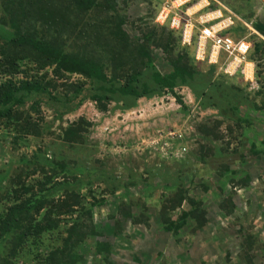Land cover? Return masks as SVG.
<instances>
[{"label":"rangeland","instance_id":"1","mask_svg":"<svg viewBox=\"0 0 264 264\" xmlns=\"http://www.w3.org/2000/svg\"><path fill=\"white\" fill-rule=\"evenodd\" d=\"M170 2L175 0H136L137 6L132 7L130 3L116 0L113 8L124 16V29L135 42L142 40L154 25L170 29V19L177 17L181 27L171 30L180 45L186 46L182 42L183 25L191 23L186 33L187 36L192 32L191 56L202 73L210 71L214 79L223 76L225 83L243 89L250 105L238 104V111L243 115L240 118L247 117L249 123L238 121L239 126L233 125L228 121L232 117L224 118L219 110L201 108L187 86L174 91L185 104L183 107L166 91L161 96L141 98L131 109H122L121 104L112 101L107 104L106 112L99 111L89 98L90 82L78 98L69 102L37 97L40 110L30 115L39 122V137L13 141L14 137L0 127V191L16 175L23 178L29 172L27 161L36 152L42 163H64L76 176L70 180L74 186L85 184L80 192L88 202L93 200L92 196L109 200L92 210L94 232L98 235L87 233L84 241L73 249V256L64 254L61 259L65 260L64 264H264V156L250 153L252 144L261 147L264 141V39L255 31L257 37L252 35L243 25L252 21L264 24V0H215L225 12L235 15L236 24L245 28L232 30L229 35L235 39L246 37L252 44L248 62L253 61L255 66L254 86L239 74L223 72L224 54H219L217 63L198 58L200 8L204 6L198 5L201 0H182L181 6ZM212 2L207 0L208 8L215 7ZM195 5H198L196 9ZM167 7L166 22L157 23L159 12ZM189 8H193L189 12L192 15L185 18L183 13ZM204 52H212L209 45L204 47ZM153 65L162 74L171 68L159 48H154ZM78 78L81 77L72 75L71 81ZM213 90L218 97L222 96L221 89ZM65 93L66 89L61 86L53 91L58 97ZM32 102L33 99L28 100L25 108L32 106ZM226 112L222 109L223 114ZM78 119L89 122L81 131L85 143L71 147L63 144L60 140L63 128ZM220 164L227 169L220 170ZM37 176L38 173L34 178ZM222 177L235 182L246 178L247 186L240 189L225 183ZM180 183L188 188L191 197L202 200L208 222L201 229L189 226L174 236L163 231L159 209L162 195ZM115 187L118 189L111 192ZM228 196L234 208L222 203ZM122 205L129 206L130 214L141 223L134 225L130 219L120 216L118 211ZM220 205L225 211L220 210ZM182 207L188 209L186 203ZM227 212L230 213L226 215ZM171 214L175 219L180 215V208ZM63 230L61 226L44 234L40 240L42 247L31 249V256L36 258L37 254L42 258L46 251L60 249L59 234H64ZM76 240L73 237L63 248L68 249ZM65 255L73 262L64 258Z\"/></svg>","mask_w":264,"mask_h":264},{"label":"trees","instance_id":"2","mask_svg":"<svg viewBox=\"0 0 264 264\" xmlns=\"http://www.w3.org/2000/svg\"><path fill=\"white\" fill-rule=\"evenodd\" d=\"M113 1L116 0H0V127L14 137L13 141L41 135L38 120L30 115L40 110L37 97L69 102L82 94L88 82L89 98L99 111L106 112L112 101L121 104L122 109H131L139 99L161 96L166 91L183 107L185 104L174 91L187 86L201 108L219 110L224 118L232 117L228 121L233 125L239 126L238 121L249 123L247 117L240 118L243 115L238 111V104L250 105L243 89L225 83L223 76L214 79L212 72L202 73L191 56L193 42L181 46L173 30L156 25L139 42L131 41L124 29L125 18L114 10ZM122 2L137 6L136 0ZM251 25L264 39V24L252 21ZM239 28L245 29L236 24L232 30ZM154 48H159L170 64L168 73L162 74L153 65ZM72 75L81 78L71 81ZM59 86L66 89L62 97L53 95ZM213 89H221L222 96L218 97ZM30 99L32 106L26 109ZM84 126H89V122L78 119L63 128L62 143L70 147L84 144L81 133ZM250 153L264 156V141L261 147L252 144ZM198 160L206 162L204 158ZM27 165L29 172L23 178L16 175L0 191V264H64L65 260H61L64 254L73 256V249L84 241L87 233L98 235L94 232L92 210L109 200L92 196L93 200L88 202L80 192L85 184L74 186L70 180L76 176L64 163H42L35 152ZM221 169L227 167L220 164ZM245 179L235 182L223 178L225 183L240 189L247 186ZM170 188L160 202L159 223L163 231L177 236L189 226L204 227L208 217L202 200L191 197L181 183ZM185 203L187 210L182 207ZM222 203L234 208L230 196ZM178 208L180 215L173 219L171 212ZM220 210L225 211L222 206ZM118 212L134 225L141 223L130 214L127 205L120 206ZM61 226L64 234H59L60 249L52 248L42 258L37 254L36 258L31 256V249L42 247L43 235ZM73 237L77 240L65 250L63 244L66 247ZM64 258L73 262L70 256Z\"/></svg>","mask_w":264,"mask_h":264},{"label":"built area","instance_id":"3","mask_svg":"<svg viewBox=\"0 0 264 264\" xmlns=\"http://www.w3.org/2000/svg\"><path fill=\"white\" fill-rule=\"evenodd\" d=\"M215 2L214 0H212ZM201 2L204 3V6L200 8L206 9L209 7V3H207V0H201ZM201 2H198L197 4L201 6ZM216 3V2H215ZM169 8V7H167ZM167 9L163 8L161 10V15L156 18V22H166L169 12H166L165 16L162 17ZM212 15L204 16V14H200L199 20H200V29L198 34V45H197V56L198 58L204 59L207 58L210 63H217L219 59V54H224L226 60L223 64L224 69L223 72L226 75H234L239 74L241 77H244L246 81L250 83L251 86H254L256 84L255 79V72H254V63L248 62V56L249 52L252 49V44L246 37L235 39L232 36L226 34V30L230 29L231 27L235 25V19L232 14H229L226 12L224 13V8H215V10H212ZM201 13V12H200ZM209 13V12H208ZM212 22L208 23V22ZM189 24L183 25V35H182V42L186 43L187 45L191 42V33L186 36V29L188 28ZM170 29L173 28H180L181 23L179 18L173 17L170 19ZM251 33H254V31L251 28V24H243ZM206 30L209 31V33H206ZM201 41H204L206 46H210L211 53L206 54L204 52V48L201 44ZM200 52V53H199ZM182 151H185L183 148Z\"/></svg>","mask_w":264,"mask_h":264},{"label":"bare ground","instance_id":"4","mask_svg":"<svg viewBox=\"0 0 264 264\" xmlns=\"http://www.w3.org/2000/svg\"><path fill=\"white\" fill-rule=\"evenodd\" d=\"M171 3V5H175V3L177 4V6H181V3H182V0H175V2H170ZM184 3V2H183ZM183 3H182V5H183ZM197 4V3H196ZM174 7V6H173ZM198 7V5H195L193 8L194 9H196ZM193 8H189V9H187V10H185V13H183V15L185 16V18H186V16H187V18H190L191 17V15L192 14H190L189 12L191 11V9H193ZM166 9H169V8H166ZM207 11V10H206ZM162 13L161 12H159V14H158V17L161 15ZM181 15H182V13H181ZM180 15V17H182ZM205 15V14H204ZM176 16H178V14L176 15ZM162 17H164V15L162 16ZM179 17V16H178ZM187 20V23H189L190 21L188 20V19H186ZM208 23H211L212 24V22H208ZM192 26V24H190L189 26H188V28L186 29V33L189 31V28ZM191 29V28H190ZM191 31V30H190ZM206 33L208 34L209 33V31L208 30H206ZM201 44H202V46H203V48L204 47H206V44L204 43V41H201ZM213 52V51H212Z\"/></svg>","mask_w":264,"mask_h":264},{"label":"crops","instance_id":"5","mask_svg":"<svg viewBox=\"0 0 264 264\" xmlns=\"http://www.w3.org/2000/svg\"><path fill=\"white\" fill-rule=\"evenodd\" d=\"M215 1V0H214ZM214 5H215V7L214 8H206V9H202V10H200V12H201V14H204V13H206V15H202V17H204V16H209V15H212L211 13L213 12L212 10H215V8H219V6L215 3V2H212ZM202 5H204V3L203 2H201V6ZM207 10V11H206ZM209 12V13H208ZM225 14H226V12H224ZM233 15V14H232ZM234 17H235V15H233ZM251 24V23H250ZM235 25H236V22H235ZM235 25L233 26V27H235ZM251 28H252V30L253 31H255L254 29H253V27H252V25H251ZM232 30V27L230 28V29H228V30H226L225 32H226V34H227V32H230ZM247 30H248V28H247ZM256 32V31H255ZM254 32V33H255ZM252 34V35H258L260 38H261V35L260 34H258L257 32L255 33V34ZM263 40V39H262ZM210 63V62H209ZM139 100H141V99H139Z\"/></svg>","mask_w":264,"mask_h":264}]
</instances>
